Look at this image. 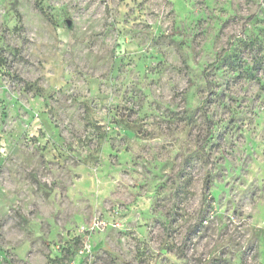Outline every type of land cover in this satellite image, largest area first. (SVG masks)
<instances>
[{
	"label": "rangeland",
	"instance_id": "374dc122",
	"mask_svg": "<svg viewBox=\"0 0 264 264\" xmlns=\"http://www.w3.org/2000/svg\"><path fill=\"white\" fill-rule=\"evenodd\" d=\"M39 4L0 0V264H264V0Z\"/></svg>",
	"mask_w": 264,
	"mask_h": 264
},
{
	"label": "trees",
	"instance_id": "16d2710c",
	"mask_svg": "<svg viewBox=\"0 0 264 264\" xmlns=\"http://www.w3.org/2000/svg\"><path fill=\"white\" fill-rule=\"evenodd\" d=\"M36 6H37V8H38L41 12H43L42 9H41V7H40L39 0H36ZM253 17H254V15H251V16H249V17L247 18L246 23L243 24V27H242L243 30H245V28H246V24H247L248 22H250V21L253 19ZM226 50H227V48L222 49L220 52H218V53L216 54V56H215V60H214L213 62L209 63L208 65H206V67L203 69V73H204V74H206L211 68H213V67L215 66V64H216L217 61L219 60L221 54H223ZM0 62H1V58H0ZM0 64H1V63H0ZM208 134H209V131H208ZM206 136H208V135H206ZM199 148H200V150H202V145H200ZM206 188H207V177H206V179L204 180V186H203V189H204V190H205ZM204 194H205V193H204Z\"/></svg>",
	"mask_w": 264,
	"mask_h": 264
}]
</instances>
